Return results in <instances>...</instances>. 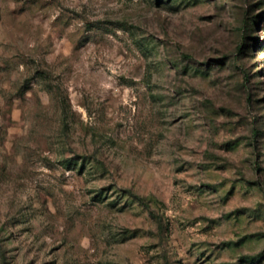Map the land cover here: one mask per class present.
<instances>
[{"label":"rangeland","instance_id":"rangeland-1","mask_svg":"<svg viewBox=\"0 0 264 264\" xmlns=\"http://www.w3.org/2000/svg\"><path fill=\"white\" fill-rule=\"evenodd\" d=\"M0 264H264V0H0Z\"/></svg>","mask_w":264,"mask_h":264}]
</instances>
